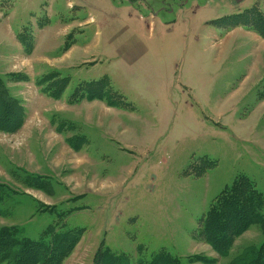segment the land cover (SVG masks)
Listing matches in <instances>:
<instances>
[{
	"label": "rangeland",
	"instance_id": "obj_1",
	"mask_svg": "<svg viewBox=\"0 0 264 264\" xmlns=\"http://www.w3.org/2000/svg\"><path fill=\"white\" fill-rule=\"evenodd\" d=\"M0 11V78L25 121L0 132V229L21 244L81 232L63 264H95L102 246L124 264L256 255L264 223L224 256L200 223L236 182L264 197V39L251 27L264 0H0ZM25 29L31 54L12 35ZM51 72L70 81L60 100L39 84ZM92 83L106 102L69 103Z\"/></svg>",
	"mask_w": 264,
	"mask_h": 264
},
{
	"label": "trees",
	"instance_id": "obj_2",
	"mask_svg": "<svg viewBox=\"0 0 264 264\" xmlns=\"http://www.w3.org/2000/svg\"><path fill=\"white\" fill-rule=\"evenodd\" d=\"M256 11L255 8L247 12L251 15ZM256 25L258 29L253 25L251 27L264 39V20L259 18ZM27 31L28 29H25L22 33H18L17 37L24 50L31 54L34 50V41L32 44L31 40H28V37L25 36ZM19 77L20 75H15L14 78ZM22 80L27 79L24 77ZM44 80L43 85L39 83L42 92L48 94L54 100L61 99L70 82L68 78L62 77L58 72H51ZM82 86L77 89L78 94H82L81 97L71 98L70 104L82 103L83 101L92 102L100 100V98L101 101L106 102L102 100V98L105 99L106 93L100 83L87 84L86 87ZM107 100L109 101V99ZM18 102V99L11 97L6 83L0 78V132L14 133L22 129L25 121ZM74 138L78 137L71 139ZM243 181L236 182L230 189L226 188L227 190L218 197L204 221L200 223L201 238L220 256L226 255L234 240L249 228L264 223L261 219L264 197L250 180L246 179L244 183ZM2 187L0 185V191L4 190ZM81 234L79 231L61 235L48 232L47 237L40 241L23 239L21 244L16 229L2 228L0 229V264H63L78 244ZM106 249L104 246L100 247L95 264H124V258H117V255H111ZM254 254H256L254 257L241 259V263L239 261L235 264H264V244ZM151 264L175 263L161 254L156 256Z\"/></svg>",
	"mask_w": 264,
	"mask_h": 264
},
{
	"label": "crops",
	"instance_id": "obj_3",
	"mask_svg": "<svg viewBox=\"0 0 264 264\" xmlns=\"http://www.w3.org/2000/svg\"><path fill=\"white\" fill-rule=\"evenodd\" d=\"M3 14V11H0V16ZM6 16V15H5ZM13 37L14 39L17 37V32L13 30Z\"/></svg>",
	"mask_w": 264,
	"mask_h": 264
}]
</instances>
